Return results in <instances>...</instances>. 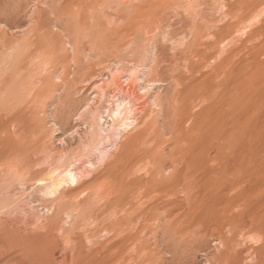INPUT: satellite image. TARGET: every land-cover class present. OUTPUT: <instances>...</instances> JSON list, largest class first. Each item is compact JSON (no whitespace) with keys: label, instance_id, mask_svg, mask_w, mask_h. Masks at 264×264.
<instances>
[{"label":"rangeland","instance_id":"obj_1","mask_svg":"<svg viewBox=\"0 0 264 264\" xmlns=\"http://www.w3.org/2000/svg\"><path fill=\"white\" fill-rule=\"evenodd\" d=\"M146 63L139 125L50 195L66 117ZM0 264H264V0H0Z\"/></svg>","mask_w":264,"mask_h":264},{"label":"bare ground","instance_id":"obj_2","mask_svg":"<svg viewBox=\"0 0 264 264\" xmlns=\"http://www.w3.org/2000/svg\"><path fill=\"white\" fill-rule=\"evenodd\" d=\"M147 53H148V51H147ZM152 63H155V62L152 61L150 64L153 65ZM137 64H139V63H137ZM148 64L147 63L143 64L144 68H145V65L147 66ZM135 66H136V64H135ZM140 66H142V65H140ZM121 67H122V64H121ZM142 67H140V68H142ZM120 68H117L114 71H111L109 78L104 79V81H103V83H101V85L100 84L96 85V87H95V94L96 95L94 98H93V96L91 98L90 97L84 98L85 104H83L82 109H80L74 116H72V117L67 116L65 119V122H64L65 125L69 124L70 120H72V122L76 121V124H78L82 121H85V124L88 127L86 135L90 137L89 138L90 143H88V141L84 142V140L82 139L80 142V146H78V147L76 146L77 148L75 147V150H71L67 154L58 156L56 166L59 164L60 168H65V170H63V172L61 173L62 176L59 179H57V178H55V175L50 174V178H49V175L47 176L50 180V184L49 183L43 184L46 186L45 190L50 192L49 193L50 195H55L56 199L58 198L60 200V198L65 197V192L64 191L60 192L61 187H65V186L69 187V186H71V184L79 183L83 178V173L79 172L78 167H77V163H79L80 160L78 161V160L74 159L77 157L78 154L81 153V155H84L89 147L97 148V149H94L93 151L96 150L95 152H99V149H100L99 146L102 145V143L106 144L107 139L108 138L110 139L113 134L116 135L117 134L116 131L120 130V132L118 133V136L120 139L118 137L116 138V139H119V141L118 142L116 141L117 143L114 145L115 149L113 148L114 151L109 152L108 150H106L107 149L106 148L105 149L106 153L105 152L102 153L104 156L102 157V156H100L101 154L99 155L103 159V160L101 159V161L105 163L106 161H109L111 156L113 157V155H115L120 150L125 139L139 125V121L136 118V112L134 111L135 109L133 110V108H135L134 107L135 105L133 104L134 106H132L131 102L129 101V100H131L130 98L128 100V96L132 95V93H133L131 90V87L133 86V84H137L138 87L143 86L142 90L145 91L144 92L145 95L146 94L149 95L150 92H152L151 90L163 85L162 83H158L157 81L151 80L152 68L146 67L147 70H145L146 69L145 68L144 71H142L143 74L141 76V75H139L141 72V69L140 70L138 69L139 70V72H138L137 68L133 67L134 69L130 70V75H128V79L126 81L127 86L129 87L128 91H126L125 87H124V80H123L124 77L121 76L122 75L121 73H123L124 71L119 70ZM128 73H129V70H128ZM111 89H112V92H111ZM112 93L115 95H113ZM122 93L126 94L127 98L125 96H124L125 99H122V100L120 98H118V100H115L112 104H110L111 99L115 98L116 96H120ZM112 95H113V97H112ZM152 98H155L153 102H154V104L156 103L157 107L160 106L161 110L163 109V106L165 105V101L168 100V96L163 97V95H160L159 91H156V96L152 97ZM60 127H62V126H60ZM63 127H64V125H63ZM64 129H65V127H64ZM64 129L62 128V130H64ZM112 139L114 142L115 139L114 138H112ZM112 139H110V140L112 141ZM84 143H86V144H84ZM101 152H102V150H101ZM81 155H79V156L81 157ZM77 158L80 159L79 157H77ZM54 168H56V167H54ZM58 169L59 168H56V171ZM56 171L54 173H56ZM52 172L49 171V173H52ZM41 181H42V183L44 182V180H41Z\"/></svg>","mask_w":264,"mask_h":264}]
</instances>
